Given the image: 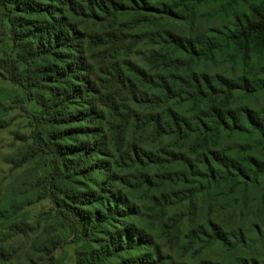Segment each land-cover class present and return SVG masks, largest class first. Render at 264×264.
<instances>
[{"label":"trees","instance_id":"16d2710c","mask_svg":"<svg viewBox=\"0 0 264 264\" xmlns=\"http://www.w3.org/2000/svg\"><path fill=\"white\" fill-rule=\"evenodd\" d=\"M0 17V68L39 107L0 209V243L32 236L17 264H65L66 232L75 264L213 247L192 264H264V0H0ZM19 252L0 245V264Z\"/></svg>","mask_w":264,"mask_h":264},{"label":"rangeland","instance_id":"374dc122","mask_svg":"<svg viewBox=\"0 0 264 264\" xmlns=\"http://www.w3.org/2000/svg\"><path fill=\"white\" fill-rule=\"evenodd\" d=\"M0 17V66L2 61L7 59V55L11 53V43H10V31L8 26L2 25ZM197 26L191 28L197 29ZM97 29L98 28H94ZM177 30L181 34H187L190 28L187 25L179 24L176 26ZM97 34V33H95ZM97 59V58H96ZM11 75V74H10ZM13 77V76H12ZM17 89L20 91L18 100L22 99L18 104H13L9 102L8 93ZM0 105L4 107V110H0V120L4 123V126L0 129V209L5 207L2 202L3 193L10 182L22 175L25 170L23 168H13V165L9 162L10 157L16 154L18 148L23 147L26 144H31L32 142V115L39 111L38 108H34L33 103L25 100L21 89L14 84L13 80L10 78L9 74L3 72L0 68ZM38 171V175H40ZM3 205V206H2ZM52 204L49 199H43L39 202L27 206L22 212L27 214V222L31 225H36L37 223L42 224L48 221L51 215ZM7 224L1 222L0 220V234L5 233L7 230ZM32 236L26 237H16L7 242L0 243L3 247L12 246L17 248L20 252L15 260L7 264H17L22 262V254L27 248L29 240ZM72 235L66 232L63 236V243L61 247L54 253L55 259H62L65 264H75V250L76 245L72 242ZM173 256H177L178 252L175 249ZM223 257L221 249L218 247H213L211 249L204 250L200 255L195 258L189 255L183 258L190 264L196 263L201 258H209L215 260H221Z\"/></svg>","mask_w":264,"mask_h":264}]
</instances>
